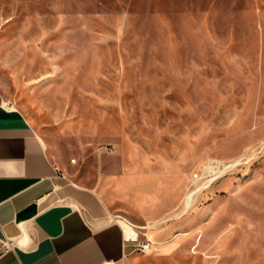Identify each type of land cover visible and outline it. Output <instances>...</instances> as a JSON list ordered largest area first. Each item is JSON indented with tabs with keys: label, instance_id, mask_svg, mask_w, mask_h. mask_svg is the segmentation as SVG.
I'll return each mask as SVG.
<instances>
[{
	"label": "rangeland",
	"instance_id": "374dc122",
	"mask_svg": "<svg viewBox=\"0 0 264 264\" xmlns=\"http://www.w3.org/2000/svg\"><path fill=\"white\" fill-rule=\"evenodd\" d=\"M0 93L142 264H264V0H0Z\"/></svg>",
	"mask_w": 264,
	"mask_h": 264
},
{
	"label": "crops",
	"instance_id": "0c3cea01",
	"mask_svg": "<svg viewBox=\"0 0 264 264\" xmlns=\"http://www.w3.org/2000/svg\"><path fill=\"white\" fill-rule=\"evenodd\" d=\"M121 217L102 192L60 172L0 93V264H142Z\"/></svg>",
	"mask_w": 264,
	"mask_h": 264
},
{
	"label": "built area",
	"instance_id": "2783aa9c",
	"mask_svg": "<svg viewBox=\"0 0 264 264\" xmlns=\"http://www.w3.org/2000/svg\"><path fill=\"white\" fill-rule=\"evenodd\" d=\"M123 225L130 230H133L130 234H126L123 229L124 242L132 249L134 253L146 254L151 248L152 244L149 241H142L139 239V232L137 226L133 225L129 221L122 219Z\"/></svg>",
	"mask_w": 264,
	"mask_h": 264
},
{
	"label": "bare ground",
	"instance_id": "6f19581e",
	"mask_svg": "<svg viewBox=\"0 0 264 264\" xmlns=\"http://www.w3.org/2000/svg\"><path fill=\"white\" fill-rule=\"evenodd\" d=\"M207 174H208V172H207ZM214 175L207 181V184L203 188H205L209 183H211L213 180L218 178L217 175H215V176ZM198 180H199L198 177L194 176L193 184H196ZM198 191H199V188L196 187V186L193 189L187 190V192H186V194H185V196L183 198V201H182V208H183L182 214H184L187 211V209L191 206L192 200H193L194 196L196 195V193ZM122 227H123L124 232L126 234H130L131 232H133V230H130L129 228H126V226L123 225V222H122ZM146 228L147 227H142V229H146Z\"/></svg>",
	"mask_w": 264,
	"mask_h": 264
}]
</instances>
